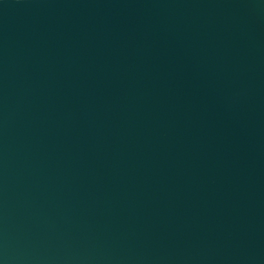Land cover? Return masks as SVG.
<instances>
[{
  "label": "water",
  "instance_id": "obj_1",
  "mask_svg": "<svg viewBox=\"0 0 264 264\" xmlns=\"http://www.w3.org/2000/svg\"><path fill=\"white\" fill-rule=\"evenodd\" d=\"M0 264H264V0H0Z\"/></svg>",
  "mask_w": 264,
  "mask_h": 264
}]
</instances>
